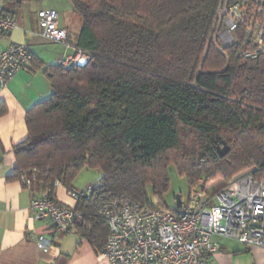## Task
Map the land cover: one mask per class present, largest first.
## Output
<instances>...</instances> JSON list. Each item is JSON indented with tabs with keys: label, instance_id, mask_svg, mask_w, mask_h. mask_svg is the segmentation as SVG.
<instances>
[{
	"label": "trees",
	"instance_id": "16d2710c",
	"mask_svg": "<svg viewBox=\"0 0 264 264\" xmlns=\"http://www.w3.org/2000/svg\"><path fill=\"white\" fill-rule=\"evenodd\" d=\"M31 1L3 0L11 10L1 13ZM69 1L80 26L71 44L91 59L63 68L34 57L51 94L26 111L7 180L25 173L30 189L54 197L55 182L72 189L82 169L98 170L105 192L172 211L162 202L170 164L208 197L244 174L264 181V57L242 59L239 45L219 52L209 40L220 0ZM74 209L82 219L73 228L100 252L107 223L89 198Z\"/></svg>",
	"mask_w": 264,
	"mask_h": 264
},
{
	"label": "built area",
	"instance_id": "2783aa9c",
	"mask_svg": "<svg viewBox=\"0 0 264 264\" xmlns=\"http://www.w3.org/2000/svg\"><path fill=\"white\" fill-rule=\"evenodd\" d=\"M36 20V37L72 51L58 60L61 67L83 66L91 59L71 44L55 9L38 10ZM15 27L14 19L0 9V88L18 72L29 69L34 59L25 43L1 44L4 34ZM209 39L221 51L239 45L238 56L242 59L264 57V0H220ZM19 181L31 188V179L25 173ZM65 193L73 205L59 203L48 192L35 195L30 202V218L51 226L50 232L36 239L41 250H47L54 236L67 233L82 219L74 209L81 197L92 200L109 228L99 252L106 264H211L220 250L217 237L264 249V181L249 173L212 197L201 188L192 189L187 203H181L176 211L142 206L123 194L105 192L98 182L82 190L66 189Z\"/></svg>",
	"mask_w": 264,
	"mask_h": 264
},
{
	"label": "crops",
	"instance_id": "0c3cea01",
	"mask_svg": "<svg viewBox=\"0 0 264 264\" xmlns=\"http://www.w3.org/2000/svg\"><path fill=\"white\" fill-rule=\"evenodd\" d=\"M30 4L32 2L25 3L15 11L12 17L16 27L4 34L1 44L25 43L34 57L45 66L57 64L66 52L62 44L38 38L34 32L37 28L36 12L51 8L59 14L58 8L39 4L34 7ZM1 8L11 10L9 3L3 0H0ZM60 16L59 23L68 31L71 42L73 33ZM50 94L51 86L43 70H33L32 66L18 72L6 86L0 88V103H5L7 107L6 115L0 117V264H106L105 260L100 259L99 252L81 238L74 228L54 236L47 250L39 249L37 237L50 232L51 226L30 218V202L42 191L37 186L27 189L19 180H7L13 175L16 166L12 147L27 136L25 113ZM65 190L59 184L55 188V200L73 205ZM216 241L220 244V250L213 256L211 264H264L262 248L246 247L220 237Z\"/></svg>",
	"mask_w": 264,
	"mask_h": 264
},
{
	"label": "rangeland",
	"instance_id": "374dc122",
	"mask_svg": "<svg viewBox=\"0 0 264 264\" xmlns=\"http://www.w3.org/2000/svg\"><path fill=\"white\" fill-rule=\"evenodd\" d=\"M31 2L32 4L30 5L34 7L36 4L42 5V7H45V6L57 7L59 14L61 15L60 19L62 20L64 25L71 31V33H73L74 35L78 31L80 26H79L77 19L73 15L72 10H69L72 7V4L69 0H32ZM217 50H219V52L221 51L218 47H217ZM70 52L72 51L71 50L67 51V53H70ZM174 168L175 167L172 164H170L169 166V183H170L169 190L167 193L162 195V202L164 203L166 207L170 209L175 208V196L177 195L180 196L182 204L185 205L188 201L189 191H190L186 178L179 176L176 173ZM99 179H100V171L92 170V169H82L75 177L73 181V185L74 187L82 190L89 184L91 185L96 184L99 181ZM148 195H149L150 200L154 202L155 197L152 194L150 189H148Z\"/></svg>",
	"mask_w": 264,
	"mask_h": 264
},
{
	"label": "water",
	"instance_id": "95a60500",
	"mask_svg": "<svg viewBox=\"0 0 264 264\" xmlns=\"http://www.w3.org/2000/svg\"><path fill=\"white\" fill-rule=\"evenodd\" d=\"M219 152L222 156H224L228 152V148L225 144H223L222 148H219ZM175 207L180 208L181 207V198L179 195L175 196Z\"/></svg>",
	"mask_w": 264,
	"mask_h": 264
}]
</instances>
